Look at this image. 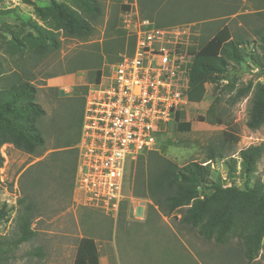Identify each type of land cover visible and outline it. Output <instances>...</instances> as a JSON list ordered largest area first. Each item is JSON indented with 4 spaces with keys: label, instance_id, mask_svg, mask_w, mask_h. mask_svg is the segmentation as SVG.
<instances>
[{
    "label": "rangeland",
    "instance_id": "1",
    "mask_svg": "<svg viewBox=\"0 0 264 264\" xmlns=\"http://www.w3.org/2000/svg\"><path fill=\"white\" fill-rule=\"evenodd\" d=\"M100 2L102 16L95 23V31L88 39L61 37L58 51L48 53L40 62H31L28 65L38 89L36 100L45 111L38 120L44 144L38 148L39 156L25 153L9 143L0 146V155L3 157L0 166V204L5 203L9 209L6 217L0 221L1 239H10L15 232V214L24 183V178H20L21 174L39 161H47L48 168L47 173L41 176L39 191L36 189L35 195H32L36 201L37 217L32 225L36 236L20 244L13 253H3L0 250V264H73L76 244L82 236L95 240L99 264H264V238L258 256L247 262L236 240L225 244L204 240L195 230L178 222L177 212L168 216L156 211L154 216L141 222L131 219L126 203L123 204V211L115 218L99 210L78 205L67 175L63 173L59 176L64 167V152L61 148L68 141L73 143L77 133L83 98L89 85L93 83L91 72L96 67L105 75L111 72V66L116 61L113 55L109 60L102 49L106 40L119 36V31L116 30L118 26L108 29L110 18L116 16L121 19L125 13L121 9L122 5H127L141 15L139 0ZM153 3L156 6L146 11L154 14L151 21L155 22L156 14H161L167 21H173L171 25L196 23L195 30L199 39H207L216 29L225 25L229 26L233 34L254 41L256 46L254 30L264 24V0H155ZM47 4L49 0H0V9L13 10L10 14L0 15V35L3 38L0 46H8L13 36L23 39L25 46L28 42H36L37 33L22 23L36 20L35 7H44ZM10 45L16 47L18 44ZM93 53L100 55L99 64L85 66L83 61L92 57ZM72 59L74 62H71ZM248 59L250 58L244 57L241 63L230 65L226 74L216 76L220 85L225 84L223 80L235 87L258 83L257 76L260 74L253 71L252 60L247 63ZM260 62L262 65L258 64ZM260 62L257 64L263 72L264 60L261 59ZM4 67H8L6 62ZM70 67L73 68L72 72H64ZM223 76L225 79H222ZM62 84H67L66 88ZM205 87L202 100L189 103L184 115H181V119L192 121L193 128L181 132L175 129V122L170 123L158 134L153 151L183 165L189 161L202 163L207 160L211 146L215 153H222L221 158L215 159L223 162V175L227 176L228 173L230 180L228 176L227 179L235 183L236 187H249L254 177L264 179V154L249 177L233 173L235 168L233 171L230 169L233 158L231 155L237 156L240 149L251 144H264V124L254 130L245 125L248 96L235 98L233 89L214 91L215 84L210 82ZM214 97L218 98L217 107L225 118L220 125L202 122L197 118L205 114ZM231 124L235 125L231 132L237 137V141L234 144L230 142L227 149H222L219 143L228 139L223 136L222 131L228 130ZM53 153L57 155L54 156ZM143 155L146 156V151ZM210 169L209 177L215 179L219 172ZM133 171L134 165L127 176L125 174L126 195L129 197L127 203L132 201V197L135 198L132 195ZM134 213L135 217L141 216L143 207L136 206ZM36 248L40 249V255L30 253ZM7 255H10L9 259L3 260Z\"/></svg>",
    "mask_w": 264,
    "mask_h": 264
},
{
    "label": "trees",
    "instance_id": "2",
    "mask_svg": "<svg viewBox=\"0 0 264 264\" xmlns=\"http://www.w3.org/2000/svg\"><path fill=\"white\" fill-rule=\"evenodd\" d=\"M153 1L155 0H139L141 15L150 20L154 14L146 11L156 6ZM121 9L127 11L129 7L122 5ZM12 12L11 9H0V15ZM35 14L36 20L25 21L22 25L29 26L37 33L36 42H28L25 46L23 39L13 36L9 42L13 46L18 44L16 47H11V43L6 47L0 46V146L9 143L25 153L39 156L38 148L43 146L44 138L38 120L45 111L36 100L38 89L28 65L31 62H40L48 53L58 51L61 47V37L88 39L95 31V23L102 16V5L100 0H49V4L44 7H35ZM160 15L156 14V21H153L156 26L171 25L173 21H167ZM116 26L119 36L106 40L102 47L109 60L113 55L115 62L121 58L122 53L130 52L133 48V38L127 36L120 27V19L116 16L111 17L108 29H114ZM254 36L257 40L256 46L254 41L233 34L229 26L225 25L216 29L207 39H199L198 35L197 44L190 48L193 58L189 66L187 91L188 100L195 103L202 100L206 83L209 82L215 84L214 91L233 89L235 98L248 96L249 106L245 125L251 130L258 129L264 124V83L240 87H235L229 82L220 85L216 76L226 74L230 65L241 63L244 57L250 58L255 64L261 59L264 60V24L254 30ZM2 40L0 35V42ZM86 60L83 61L85 66H96L99 64L100 55L93 53L92 57ZM4 62L8 67H4ZM71 62H74V59ZM258 64L262 65V62ZM72 71L73 68L70 67L64 72ZM91 75L93 83H97L102 72L95 67ZM224 76L222 79H225ZM83 91L85 92L86 88ZM217 102L218 98L214 97L205 114L197 117L198 120L213 125L223 123L225 118L217 107ZM181 115L183 112H178L174 117L175 129L187 132L191 129V123L182 121ZM81 119L82 112L73 143L79 139ZM228 128L222 131L223 136L228 137L223 139V143H219L222 149H227L230 142L234 144L237 141V137L231 132L235 125L231 124ZM71 144L68 141L65 146L69 147L63 150L64 167L59 176L66 174L72 188L77 150ZM237 154L241 160L240 174L249 177L256 170L257 163L264 154V144H251L240 149ZM53 155L56 156L57 153ZM217 157L221 158L222 153H215L210 146L206 158ZM2 162L3 157L0 155V166ZM235 164L236 160L232 158L230 167L232 171ZM32 168L28 167L20 176L24 178V183L15 214V232L10 239L0 238V250L3 253H13L20 244L36 236V230L32 226L37 217L36 201L32 195H35L36 189L39 191L38 184L41 176L47 173L48 163L45 160L39 161ZM209 170V167L202 165L201 162L189 161L178 165L149 150L146 151V156L143 153L138 155L134 162L132 195L150 200L148 210L156 207L162 214L168 216L177 212L178 222L195 230L204 240H213L217 244L236 240L242 249L243 257L247 262H251L258 256L263 245L264 179L254 177L249 187L224 186L220 179L213 181L209 177ZM124 203L129 204L124 200L119 213L123 211ZM8 210L5 203L0 204V221L6 217ZM30 253L41 254L39 248ZM9 257L10 255L4 256L3 260ZM73 264H99L97 245L92 237L82 236L78 239Z\"/></svg>",
    "mask_w": 264,
    "mask_h": 264
},
{
    "label": "built area",
    "instance_id": "3",
    "mask_svg": "<svg viewBox=\"0 0 264 264\" xmlns=\"http://www.w3.org/2000/svg\"><path fill=\"white\" fill-rule=\"evenodd\" d=\"M120 21L126 35L133 38V48L121 54L111 72L89 85L75 146L76 203L113 218L121 203L129 199L125 174L138 155L154 150L158 134L190 103V48L197 44L198 35L196 23L160 27L131 9L122 14ZM251 65L260 74L258 83H264V71L253 61ZM236 155H231L236 160L233 173L239 175L240 158ZM201 164L217 170L224 186H236L229 181L228 173L229 180L223 175L220 159H207ZM143 204H135L132 211Z\"/></svg>",
    "mask_w": 264,
    "mask_h": 264
},
{
    "label": "crops",
    "instance_id": "4",
    "mask_svg": "<svg viewBox=\"0 0 264 264\" xmlns=\"http://www.w3.org/2000/svg\"><path fill=\"white\" fill-rule=\"evenodd\" d=\"M66 85L67 84H65V85H63L62 84V86L63 87H65L66 88ZM190 103H195V102H190ZM184 115V114H183ZM182 121H190V120H187V119H181ZM190 123H191V129L193 128V124H192V121H190ZM77 143V142H76ZM76 143L74 144L75 146H76ZM73 144V143H72ZM72 144H71V146H72ZM74 146V147H75ZM69 147V146H68ZM67 146H64L63 148H61V150H65V149H67L68 148ZM206 161V160H205ZM134 165V164H133ZM132 168V167H131ZM212 180H214V181H217L218 180V178L216 177L215 179H213V178H211ZM72 192L74 193V182L72 183ZM74 197H75V193H74ZM133 198V197H132ZM134 199V203L131 201L130 202V207L127 209V210H129V212H130V217H131V219L132 220H135V221H141V222H143V221H147L149 218H150V216L152 217V216H154L155 215V213H156V211L158 212V213H160V211L156 208V207H154V209H151V210H148L147 209V205L150 203V200H148V199H146V198H141V197H135V198H133ZM140 202H143L144 204L142 205V207H143V214L141 215V216H139V217H135V213L132 211V209H131V207L132 206H135V204L137 205V203H140ZM129 217V218H130ZM162 217H164V216H162ZM165 218V217H164Z\"/></svg>",
    "mask_w": 264,
    "mask_h": 264
},
{
    "label": "clouds",
    "instance_id": "5",
    "mask_svg": "<svg viewBox=\"0 0 264 264\" xmlns=\"http://www.w3.org/2000/svg\"><path fill=\"white\" fill-rule=\"evenodd\" d=\"M260 66V65H259Z\"/></svg>",
    "mask_w": 264,
    "mask_h": 264
}]
</instances>
